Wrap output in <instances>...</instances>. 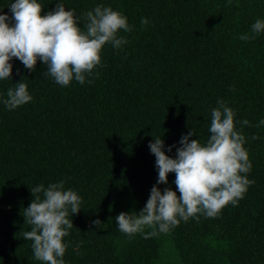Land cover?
<instances>
[{
	"label": "trees",
	"instance_id": "trees-1",
	"mask_svg": "<svg viewBox=\"0 0 264 264\" xmlns=\"http://www.w3.org/2000/svg\"><path fill=\"white\" fill-rule=\"evenodd\" d=\"M14 2L0 0V14L11 16ZM37 2L42 15L62 3L82 31L88 11L111 7L132 31L119 30L127 41L120 48L103 47L101 65L84 84L58 85L43 75L40 60L35 72L10 61L11 79L0 80V264H43L23 237L31 231L24 209L34 199L32 188L61 181L82 200L80 212L69 213L74 227L63 241L65 264H155L164 235L182 264H264V31L251 30L257 19L264 21V0ZM22 80L33 99L9 110L2 101ZM218 101L234 111L245 137L252 167L241 175L254 183L243 199L218 217L198 214L147 239L150 228L131 237L121 232L116 217L138 214L157 184L148 145L162 138L165 154L176 158L189 131L206 145ZM175 178L169 173L168 184L158 185L162 193L170 187L180 196Z\"/></svg>",
	"mask_w": 264,
	"mask_h": 264
},
{
	"label": "clouds",
	"instance_id": "clouds-1",
	"mask_svg": "<svg viewBox=\"0 0 264 264\" xmlns=\"http://www.w3.org/2000/svg\"><path fill=\"white\" fill-rule=\"evenodd\" d=\"M9 9L11 16L0 14V80L11 79L13 65L10 61L15 58L31 72L36 71L37 61H42L47 67L43 75H50L62 87L69 86L73 79L84 84L86 74L91 76L101 65L103 47L111 44L120 48L127 41L118 37L119 30L132 31L127 17L103 5L83 17L86 31L78 26L79 18L74 11L66 10L62 3L46 15H42L44 9L37 0H15ZM147 23V19H141L142 25ZM251 30L256 34L264 31V21L257 19ZM239 39L247 41L255 36L241 35ZM32 99L22 80L7 91V99L2 102L9 110H15ZM217 103L218 107L212 110L211 136L206 145L193 139L194 133L190 131L182 136L176 158L165 154L162 138L148 145L156 157L157 184L138 214L121 212L116 217L121 232L131 237L150 228L152 231L144 237L147 239L157 235V228L167 233L181 220L187 221L198 214L218 217L228 204L237 206L243 199L248 186L254 183L241 175L252 167L243 147L245 137L236 130L234 111L223 101ZM241 123L248 125L249 122ZM260 124H264V120ZM173 147L176 146L168 147L167 151L171 152ZM169 173H175L179 197L170 187H165L163 193L158 187L168 184ZM30 192L34 199L24 209L23 218L31 231L24 232L23 237L33 242L37 261L65 264L63 256L68 245L63 241L69 235L68 230L74 227L68 217L70 212L72 216L80 212L81 197L73 190H64V181L46 188L41 184ZM101 224L100 220L94 221L97 227Z\"/></svg>",
	"mask_w": 264,
	"mask_h": 264
},
{
	"label": "rangeland",
	"instance_id": "rangeland-1",
	"mask_svg": "<svg viewBox=\"0 0 264 264\" xmlns=\"http://www.w3.org/2000/svg\"><path fill=\"white\" fill-rule=\"evenodd\" d=\"M162 240V246L155 264H182L169 238L164 235Z\"/></svg>",
	"mask_w": 264,
	"mask_h": 264
}]
</instances>
